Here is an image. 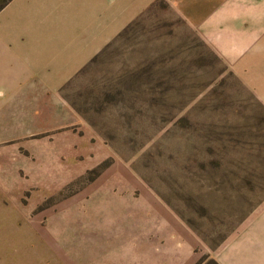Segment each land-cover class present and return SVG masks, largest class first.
I'll list each match as a JSON object with an SVG mask.
<instances>
[{"label":"rangeland","instance_id":"1","mask_svg":"<svg viewBox=\"0 0 264 264\" xmlns=\"http://www.w3.org/2000/svg\"><path fill=\"white\" fill-rule=\"evenodd\" d=\"M234 41L160 1L55 109L0 107V264L215 259L264 209V47Z\"/></svg>","mask_w":264,"mask_h":264},{"label":"crops","instance_id":"2","mask_svg":"<svg viewBox=\"0 0 264 264\" xmlns=\"http://www.w3.org/2000/svg\"><path fill=\"white\" fill-rule=\"evenodd\" d=\"M160 1L209 46L233 45L239 39L238 44L263 52L264 0H9L0 9V107L55 109L38 104L60 100L58 95L95 57ZM248 30L262 33L248 37ZM260 54H255L257 60L264 58ZM21 101L24 106L18 105ZM215 261L264 264V209Z\"/></svg>","mask_w":264,"mask_h":264},{"label":"trees","instance_id":"3","mask_svg":"<svg viewBox=\"0 0 264 264\" xmlns=\"http://www.w3.org/2000/svg\"><path fill=\"white\" fill-rule=\"evenodd\" d=\"M9 0H0V9L8 2ZM129 27H127L123 32H121V34L119 35V37L128 30ZM97 57H95V59H93V61L91 62L94 63L96 61ZM195 264H218L215 259H209L207 261H205V258L202 257L201 259H199Z\"/></svg>","mask_w":264,"mask_h":264}]
</instances>
